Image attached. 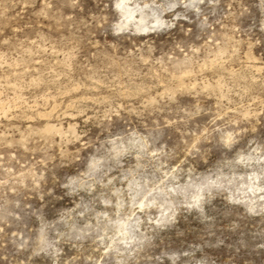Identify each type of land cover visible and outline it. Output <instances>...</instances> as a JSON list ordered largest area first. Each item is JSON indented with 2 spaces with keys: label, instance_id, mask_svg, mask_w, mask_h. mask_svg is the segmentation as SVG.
<instances>
[{
  "label": "rangeland",
  "instance_id": "obj_1",
  "mask_svg": "<svg viewBox=\"0 0 264 264\" xmlns=\"http://www.w3.org/2000/svg\"><path fill=\"white\" fill-rule=\"evenodd\" d=\"M121 2L0 0V264H264V0Z\"/></svg>",
  "mask_w": 264,
  "mask_h": 264
},
{
  "label": "bare ground",
  "instance_id": "obj_2",
  "mask_svg": "<svg viewBox=\"0 0 264 264\" xmlns=\"http://www.w3.org/2000/svg\"><path fill=\"white\" fill-rule=\"evenodd\" d=\"M129 1L130 0H122L121 3L117 4V8L121 11L123 17L125 18L124 24L128 22L133 23L137 27L141 25L145 27L146 25L144 24L146 23L148 17H150L149 12L141 6H131V4H129ZM156 12L155 10H151L152 18L155 20V23H163Z\"/></svg>",
  "mask_w": 264,
  "mask_h": 264
}]
</instances>
